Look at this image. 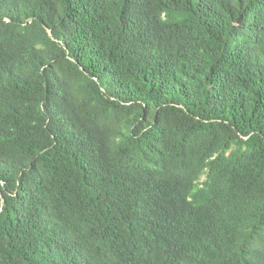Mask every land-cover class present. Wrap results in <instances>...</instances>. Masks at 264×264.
<instances>
[{
	"label": "trees",
	"instance_id": "trees-1",
	"mask_svg": "<svg viewBox=\"0 0 264 264\" xmlns=\"http://www.w3.org/2000/svg\"><path fill=\"white\" fill-rule=\"evenodd\" d=\"M0 264H264V0H0Z\"/></svg>",
	"mask_w": 264,
	"mask_h": 264
},
{
	"label": "rangeland",
	"instance_id": "rangeland-1",
	"mask_svg": "<svg viewBox=\"0 0 264 264\" xmlns=\"http://www.w3.org/2000/svg\"><path fill=\"white\" fill-rule=\"evenodd\" d=\"M202 178H204V176Z\"/></svg>",
	"mask_w": 264,
	"mask_h": 264
}]
</instances>
